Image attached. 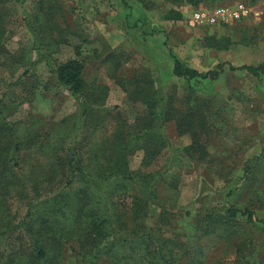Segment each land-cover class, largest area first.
Masks as SVG:
<instances>
[{
  "label": "rangeland",
  "instance_id": "374dc122",
  "mask_svg": "<svg viewBox=\"0 0 264 264\" xmlns=\"http://www.w3.org/2000/svg\"><path fill=\"white\" fill-rule=\"evenodd\" d=\"M237 1H245L259 15L197 27L188 24L197 9ZM173 10L181 17L168 18ZM0 12L5 15L1 42L6 47L0 55V120L10 123L15 135L6 129L1 133L10 135L9 152L14 139L18 142V162L7 173L10 177L0 173V231L9 230L0 238V255L28 239L18 225L27 215L28 202L43 201L65 187L69 172L59 154L67 153L72 144L80 146L102 188L96 209H109L116 225L139 230L142 223L145 231L167 238L170 248L180 250L177 245L185 244L196 259L207 256L212 264H250L253 252L256 264H264V72L257 77L244 69H229L264 61V0H0ZM60 35L68 41H61ZM209 36L228 40L227 46H212ZM53 37L58 42L50 44ZM77 45L87 94L99 96L95 111L100 122L94 133L93 124H87L76 135L84 104L57 81L38 53L45 49L54 62L63 61L77 56ZM172 54L201 71L223 63L225 72L216 79L186 82L173 74ZM19 76L21 82L15 84ZM135 78L170 106L166 119H160L164 134L151 126L143 137L150 117L138 89L133 93ZM181 117L191 127H180ZM122 127L131 133L123 141V154L134 175L105 183L101 180L110 147L119 148L113 133ZM49 133L64 140L52 142ZM98 144L104 149L96 155ZM2 179L14 184L10 193ZM155 179L156 195L151 187ZM74 185L66 201L71 214L79 206L78 192L88 191L81 189L84 182ZM65 188L64 192L70 189ZM140 193L146 196V210L133 218ZM230 205L253 210L254 221L241 215L229 218ZM207 211H212L211 221L204 218ZM108 240L98 259L85 264H115L119 256L124 260V252L137 256L138 249L124 246L117 235ZM78 247L77 242L66 243L54 264H78Z\"/></svg>",
  "mask_w": 264,
  "mask_h": 264
},
{
  "label": "trees",
  "instance_id": "16d2710c",
  "mask_svg": "<svg viewBox=\"0 0 264 264\" xmlns=\"http://www.w3.org/2000/svg\"><path fill=\"white\" fill-rule=\"evenodd\" d=\"M172 1H188L197 3L199 0ZM173 12L175 13L174 15L172 14ZM49 13H53V7H51ZM167 17L180 18L181 13L173 10L167 13ZM4 26L5 15L0 12V55H3L6 51V47L1 42V37L5 33ZM59 39H63L61 41L64 42L68 41L61 35ZM50 41H52L49 42L50 44L58 42V40L54 37L51 38ZM207 41L212 46L217 48L226 47L228 43V40L227 42H225L226 40H216V37L214 36H209ZM80 49L81 45H77L76 57H71L57 62H54L48 57L50 54H48L49 52H46L45 49H40L38 53L41 59L43 58L46 60L57 81L65 86L69 92L79 98L81 103L84 104L81 125L79 128L76 127V135L79 134L80 128H83L85 125L87 126V124H93L91 133H94V131L97 130L95 128L99 126L97 121L100 122L99 118L96 117L97 111H95L96 101L99 100V96L96 95V92L92 93L91 96H88L87 94L88 85L84 77L85 64L80 58L82 54ZM172 56L174 58L172 70L173 74L186 82H191L194 79L200 78L216 79L225 72L223 63H219L206 71H201L195 67L189 66L185 61H182L178 57L174 56V54H172ZM229 69L233 71L237 69H244L250 74L260 77L264 72V61H262L259 65H229ZM21 79L22 77L19 76V78L15 81V84H19ZM145 79L146 78H144V80ZM145 82L150 84L148 80H145ZM133 84L135 85L133 93L138 89L136 94L140 98H143V103L146 105V110L150 117L149 127L143 132V137L149 135L151 126L155 129V132L160 133L161 129L164 134L163 131H165V122L161 124L160 119L161 121L166 119V116L171 112L169 109L170 106H168L167 102L164 101V97L159 98L158 96L153 95L150 89H144L141 87L139 78H135V80H133ZM1 104L2 101L0 100V113L2 111ZM173 112L174 115H176L175 113H177L178 110H174ZM146 121H148V118H146ZM180 121V127H191V124L186 121L185 117H181ZM5 129L13 132V136L15 135V131L10 123L5 120H0V162L4 164V166H0V173L3 177H10L7 173L12 171L13 167L18 162V158L16 156L18 151V142L14 139L10 145L9 152V145L6 137L10 135H3L1 133ZM127 134L131 135V133L123 127L114 131L113 136H115V139L119 144L116 146H119V148H115L114 145L110 147V152L108 153L109 157L106 161V173L104 178L101 180L102 182L106 183L108 179L114 180L115 178H133L134 173L130 172L128 168V160H126V155L123 154L127 149L126 142L123 143ZM48 135L52 142L60 139L64 140V137L62 138L60 135L55 133H49ZM138 136L141 135L139 134ZM150 136L154 137V134H151ZM196 143L197 141L195 139L194 145H196ZM80 149V146L76 147L71 144L68 147L67 153H64L63 155L59 154L60 157H65L62 163L69 172L65 183V187H70L69 191L64 192L63 190L66 189L64 187L56 194L43 201L28 202L27 215L18 224L23 226L22 233L25 234L28 239L24 237L23 240L22 238V241L18 243L19 247L15 251H12L14 249L13 248L7 254L0 255V264H54L53 259L55 255L60 256L61 249H63L64 245L73 241L77 242L79 245V247L75 249L78 264H85V261H95L98 259V257L102 254L103 248H107L106 245L108 241H110L108 240L110 235L111 237L117 235V239L121 240L124 246L138 249H136L138 254L134 257L137 259L136 262L131 255L124 252V254H126V256L122 257L124 260H121V257L119 256L115 259V264H212L208 261L207 256H202V258L205 259H196L189 247L185 244L180 243L177 245L180 247V250L176 246L170 248L167 238L160 236L159 233H153L151 229L145 231L142 223L140 224L141 228L139 230L136 227H134L135 229H131L132 225L129 226V224L116 225L109 209H96L94 204H97V198L102 195V188L99 187L100 183L98 178L91 173L88 165L84 162V157L83 154H81ZM102 149H104V147H101L98 144L97 152L95 154L99 155ZM262 153H264V150ZM257 159L258 156L255 157V159H252V161ZM2 181L3 187L10 193L11 190L9 188L10 186H14V184H8L4 179H2ZM74 182H84L81 189H87L88 191L78 192L77 201L79 206L76 213L71 214L67 208L66 201L68 200L72 189L75 188ZM157 182V179H155L151 184V187L155 191V195V186ZM93 193H97L98 195H94ZM146 200V196L142 195V193H140L139 196H135L136 204L132 208L133 218H139L142 216V213L146 210ZM1 202L2 201L0 200V203ZM49 202L50 205H47ZM3 209L4 206L0 204V211ZM211 214L212 211H207V214L204 215L205 220L211 221L213 219ZM226 215L229 218L239 217L240 215L247 216L249 220L254 221L255 212L248 208L242 209L235 205H230L226 207ZM107 228L108 230H106ZM8 231V229L1 230L0 238ZM105 241L106 243L103 244ZM107 252L108 251L103 252V254ZM252 254L253 261L250 264H256V252H253Z\"/></svg>",
  "mask_w": 264,
  "mask_h": 264
},
{
  "label": "built area",
  "instance_id": "2783aa9c",
  "mask_svg": "<svg viewBox=\"0 0 264 264\" xmlns=\"http://www.w3.org/2000/svg\"><path fill=\"white\" fill-rule=\"evenodd\" d=\"M259 11L244 1H237L234 5H218L214 9L195 10L188 19L191 27L204 24L227 23L259 15Z\"/></svg>",
  "mask_w": 264,
  "mask_h": 264
}]
</instances>
